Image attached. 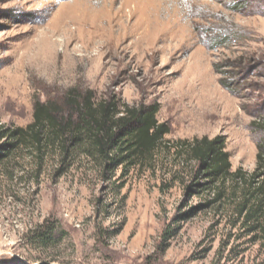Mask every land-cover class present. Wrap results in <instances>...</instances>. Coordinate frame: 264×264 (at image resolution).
I'll list each match as a JSON object with an SVG mask.
<instances>
[{
  "label": "rangeland",
  "instance_id": "obj_1",
  "mask_svg": "<svg viewBox=\"0 0 264 264\" xmlns=\"http://www.w3.org/2000/svg\"><path fill=\"white\" fill-rule=\"evenodd\" d=\"M50 43H54L53 47ZM264 0H0V127L70 88L159 105L165 140L224 136L250 173L263 134ZM245 78L239 96L220 80ZM245 109V110H244ZM0 139V264H264V232L237 221L165 149L103 171ZM183 161V162H182ZM49 219L46 247L32 233Z\"/></svg>",
  "mask_w": 264,
  "mask_h": 264
},
{
  "label": "trees",
  "instance_id": "obj_2",
  "mask_svg": "<svg viewBox=\"0 0 264 264\" xmlns=\"http://www.w3.org/2000/svg\"><path fill=\"white\" fill-rule=\"evenodd\" d=\"M245 80L222 79L220 85L230 95L239 96ZM158 112L157 103L129 106L116 95L98 99L91 90L70 88L58 102H34L31 123L25 127H0V139L7 140L8 145L2 148H8L9 153L25 146L40 155L54 149L63 161L81 156L103 171L151 166L158 151L165 149L189 164L192 178L188 190H209L212 201L231 209L235 220L263 233L264 100L252 113L253 124L260 129L263 140L256 143L255 167L250 173L231 169L224 136L165 140L171 129L157 120ZM49 221L32 233L31 244L46 247L51 243L55 227Z\"/></svg>",
  "mask_w": 264,
  "mask_h": 264
},
{
  "label": "bare ground",
  "instance_id": "obj_3",
  "mask_svg": "<svg viewBox=\"0 0 264 264\" xmlns=\"http://www.w3.org/2000/svg\"><path fill=\"white\" fill-rule=\"evenodd\" d=\"M51 45H52V47H53V45H54V43L52 44V43H50Z\"/></svg>",
  "mask_w": 264,
  "mask_h": 264
}]
</instances>
